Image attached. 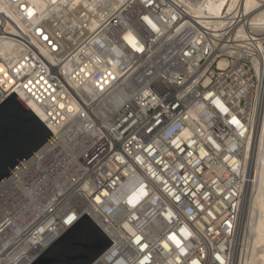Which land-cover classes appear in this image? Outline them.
Instances as JSON below:
<instances>
[{"label": "built area", "instance_id": "built-area-1", "mask_svg": "<svg viewBox=\"0 0 264 264\" xmlns=\"http://www.w3.org/2000/svg\"><path fill=\"white\" fill-rule=\"evenodd\" d=\"M213 1H0V103L24 95L53 133L0 184V264L85 212L113 241L92 264H233L264 27Z\"/></svg>", "mask_w": 264, "mask_h": 264}, {"label": "water", "instance_id": "water-1", "mask_svg": "<svg viewBox=\"0 0 264 264\" xmlns=\"http://www.w3.org/2000/svg\"><path fill=\"white\" fill-rule=\"evenodd\" d=\"M52 131L14 91L0 103V184ZM113 243L86 212L30 264H92Z\"/></svg>", "mask_w": 264, "mask_h": 264}, {"label": "bare ground", "instance_id": "bare-ground-1", "mask_svg": "<svg viewBox=\"0 0 264 264\" xmlns=\"http://www.w3.org/2000/svg\"><path fill=\"white\" fill-rule=\"evenodd\" d=\"M29 1L40 10L44 9L47 3V0ZM121 1L123 0H113V4L117 6ZM263 1L264 0H230L226 2V0H220L208 4L205 3L199 10H205L206 13L213 14L216 18H221L225 10L226 12H233L236 7L239 6L241 11L247 15L248 21H250L253 26L263 28L264 4H261ZM33 6L31 11L34 9ZM0 8L4 9L1 2ZM201 8L203 9L201 10ZM10 30L15 31L16 29L13 27ZM226 63V60L221 61V65H225ZM254 63L256 69L259 68L257 70L260 71L262 83L260 84L256 101L253 99V96L252 98L249 97L245 111L256 118L258 124L256 126L255 123L250 140L246 146L245 156L248 162L249 181L245 186V198L239 218L241 242L233 264H264V64L260 60H255ZM0 68L3 69V71H0V73H2L0 76H3V79L7 80L9 89L7 90L10 91V89L12 90L14 87L15 80L7 79L8 76L3 75L5 71L4 64H1ZM18 95L25 100L24 95L20 93ZM27 105L38 114L39 118H44L32 103L28 102ZM71 105L70 109L75 108L73 104ZM70 177L71 176H69V178ZM241 226L244 228H241ZM247 227L251 230V234L249 231L246 232ZM247 233L250 234L249 237H246ZM50 240L43 242L41 246L37 245L38 251L45 247ZM32 259V257L29 258L24 264H27Z\"/></svg>", "mask_w": 264, "mask_h": 264}, {"label": "snow or ice", "instance_id": "snow-or-ice-1", "mask_svg": "<svg viewBox=\"0 0 264 264\" xmlns=\"http://www.w3.org/2000/svg\"><path fill=\"white\" fill-rule=\"evenodd\" d=\"M31 14H32V13L29 12V15H31ZM143 20L146 21L148 24H152L151 20H149L148 17H146V16L143 17ZM152 27L155 28V25H152ZM41 31H42V30H41ZM44 38H45L46 40L48 39V37H46V36H45ZM125 39L127 40L128 37H126ZM134 39H135V38L132 37V40H133V41H134ZM132 47H134V48L136 47L135 43H132ZM137 51H143V49H142V48H138ZM0 71H3V69H0ZM61 107H63V105H61ZM234 123H238V121H235V120H234ZM143 194H144L145 196L148 195V193H147L146 191H145ZM177 199H179V197H177ZM72 219H74V218L70 217V218H69V222H71ZM170 239L173 240V241H175V243L177 244V246L180 244V241L177 239V237L175 236V234H173V235L170 237ZM139 241H140V238L137 237V243H139ZM165 246H167V245H165ZM143 247L146 248L147 245H144Z\"/></svg>", "mask_w": 264, "mask_h": 264}, {"label": "rangeland", "instance_id": "rangeland-1", "mask_svg": "<svg viewBox=\"0 0 264 264\" xmlns=\"http://www.w3.org/2000/svg\"><path fill=\"white\" fill-rule=\"evenodd\" d=\"M261 4H264V1L263 2H261ZM259 66V65H258ZM261 66V65H260ZM257 69H259V68H257ZM256 126H257V122H256ZM258 215V214H257ZM256 215V216H257ZM243 225V224H242ZM247 226H249V225H247ZM243 226H241V228H242ZM244 228V227H243ZM248 228V227H247ZM247 228H246V232H248L249 231V233L251 234L252 232H251V230H249V228H248V230H247ZM242 232H243V229H242ZM244 234H245V232H244ZM250 234H248L247 233V235H246V237H249L250 236Z\"/></svg>", "mask_w": 264, "mask_h": 264}]
</instances>
